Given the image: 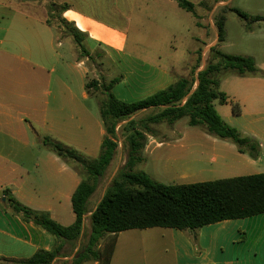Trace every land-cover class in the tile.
I'll list each match as a JSON object with an SVG mask.
<instances>
[{
	"label": "crops",
	"instance_id": "crops-1",
	"mask_svg": "<svg viewBox=\"0 0 264 264\" xmlns=\"http://www.w3.org/2000/svg\"><path fill=\"white\" fill-rule=\"evenodd\" d=\"M62 1L70 6L64 18L85 35L82 45L88 56L81 55L72 38L59 37L47 24L44 4L0 0V264H24L36 252L52 251L55 245L51 234L24 221L7 206L8 196L32 210L49 213L63 226H70L76 220L72 197L82 177L72 165L50 151L44 140L59 141L89 158L99 156L106 132L100 112L95 113L89 104L92 96L98 103L101 101L98 97L101 91L87 88L89 74L93 75L92 81L100 83L119 79L118 83L124 85L133 80L146 96L168 88L175 81L174 67L164 68L146 61L143 70L128 62L131 57L124 56L127 34L123 28L87 14L75 7L73 0ZM104 1L116 8L121 0ZM136 1L122 0L127 5ZM82 20L119 33L122 46L97 38L94 25L83 29ZM188 35L193 41L194 33ZM92 57H96V64L104 70V78L99 79L86 63ZM115 69L123 77L109 79L108 71ZM74 71L78 76L76 83L72 77ZM242 80L244 90L237 99L253 118L252 124L249 127L236 124V118L245 113L236 115L227 107H233L236 98L233 100L221 90L229 102L217 101L223 109H218L216 102L215 108L227 124L261 145L260 156L252 158L231 141L189 126L188 119L180 120L162 136H147L142 152L146 153V172L153 179L166 185H182L264 174V109H261L264 78L248 75ZM96 207L88 209L83 233L88 230L90 234L88 222ZM126 232L134 240L136 252H141L149 264H264V214L222 221L194 231L156 227ZM138 241L143 242V248ZM71 244L65 246L53 264L69 261L65 250L73 247Z\"/></svg>",
	"mask_w": 264,
	"mask_h": 264
},
{
	"label": "trees",
	"instance_id": "trees-1",
	"mask_svg": "<svg viewBox=\"0 0 264 264\" xmlns=\"http://www.w3.org/2000/svg\"><path fill=\"white\" fill-rule=\"evenodd\" d=\"M26 1L43 4L40 0ZM175 1L181 9L197 18L194 3L190 0ZM45 7L48 12L47 24L56 32L57 29L64 30L65 36L62 38H72L81 55L88 56V51L82 45L85 35L74 23L63 17L70 6L67 3L58 5L49 0ZM229 11L237 12L244 20L249 19L246 13L235 8ZM253 20L257 22L264 20V17H254ZM215 25L218 44L211 47L207 65L200 71L202 64L201 56L199 57L190 79L179 77L168 88L133 103L122 101L112 93L119 79L109 83L97 80L87 83L88 90L94 88L104 95L99 103V111L106 136L99 156L89 158L59 141L51 138L44 140L45 146L72 165L81 177L83 172L88 175L86 180L82 177L72 197L75 222L70 226H63L53 220L49 213L32 210L14 197H7V206L16 215L47 231L55 241L52 251L40 250L24 264H53L68 243L76 242L82 237L85 216L89 213V201L96 190L97 181L104 176L114 160L119 146L117 128L126 120L129 122L122 128L129 148L125 170L115 178L92 212L87 244L71 264H111L118 236L128 230L161 227L194 231L222 221L264 214V174L197 184L166 185L155 181L144 171H134L137 165L144 163L142 151L147 136L153 134L150 126L164 122L173 125L184 118L188 119L191 127H200L209 135L231 141L240 152L247 153L252 158L260 156L261 145L227 124L217 112L215 102H229L228 97L220 91V83L224 77L236 74L241 77L254 75L264 78V71L258 68L256 60L251 56L224 53L220 45L227 37L226 16H218ZM232 105L234 113L239 115V104ZM151 108L159 111L145 119H131L135 114ZM103 242L104 247L101 246Z\"/></svg>",
	"mask_w": 264,
	"mask_h": 264
},
{
	"label": "rangeland",
	"instance_id": "rangeland-1",
	"mask_svg": "<svg viewBox=\"0 0 264 264\" xmlns=\"http://www.w3.org/2000/svg\"><path fill=\"white\" fill-rule=\"evenodd\" d=\"M44 5H47L49 0H40ZM58 5L66 4L62 0H52ZM197 18L191 13L186 12L178 6L175 0H137L135 4L132 2L127 5L120 1L119 5L114 8L112 4L104 3V0L85 1L73 0V5L83 10L87 14L96 16L109 23L116 24L126 31L127 46L124 56H129L128 62H131L133 67L145 69V63L153 62L157 66L164 68H175L174 80L179 77L191 78V71L198 62L201 56L202 70L208 62L211 47L218 44V31L215 25L216 18L221 15L226 16V40L221 43L220 49L230 55L251 56L256 60L257 66L264 70V20L254 21V17H264V0H196ZM173 3V4H170ZM175 5V6H174ZM227 8V9H225ZM235 8L249 16L248 20L239 17L237 12L229 11ZM120 14V16L118 15ZM64 17V15H63ZM189 17H192L190 19ZM66 19V18H65ZM128 20V23H127ZM83 29L91 27L92 22L82 20ZM54 23L56 21L54 20ZM125 23V24H124ZM196 25V27L194 26ZM94 35L110 44L117 47L122 46L123 40L117 32L108 30L104 27L94 25ZM80 28V27H79ZM59 37H64V30L57 29ZM194 33L193 41L188 34ZM197 34V35H195ZM108 35V37H107ZM200 37V38H198ZM68 51V46H66ZM97 53L95 56L97 57ZM96 57H92L86 63L92 68L99 79L104 78L101 66L96 64ZM125 59L121 60L124 62ZM93 66V67H92ZM108 78H122L123 74L118 69L108 71ZM74 83L78 78L74 71ZM90 81L93 78L89 74ZM243 77L236 74H231L224 77L220 83V90L228 93L233 100L240 106V115L236 118V124L249 127L253 118L248 116L244 105L237 98L242 96V80ZM139 84L136 82L127 81L126 84L118 83L112 91L113 94L120 100L127 103L137 102L148 96L139 89ZM94 91V90H92ZM101 100L104 98L102 91L98 96ZM101 102V101H100ZM90 106L95 113L99 114V103L95 96H92L89 101ZM218 109H223L216 101ZM226 107V106H225ZM233 111V107L228 105ZM261 109H264L262 107ZM159 109H149L135 114L131 119L141 120L157 113ZM187 121V118L182 119ZM181 120V121H182ZM182 121V122H183ZM129 122L126 120L121 122L118 128V146L116 155L111 165L107 169L103 177L97 181L96 190L92 195L88 204V209L93 210L107 190L111 187L115 178L125 170V165L128 159V145L125 142L123 127ZM181 122V123H182ZM153 131V136H162L163 132L174 128L173 125H168L166 122L150 126ZM235 127V126H233ZM236 128V127H235ZM239 130V129H238ZM143 158L146 153L142 152ZM145 162V159H144ZM80 167V166H79ZM134 171L146 172L145 163L139 164ZM147 173V172H146ZM83 179H88L87 173L83 172ZM152 178V177H151ZM155 180V179H154ZM92 181V180H91ZM156 181V180H155ZM90 224V221L88 222ZM88 230L85 231L81 240L73 242V247L66 248L65 252L69 254L68 264L76 257L88 241ZM80 241V242H79ZM80 243L79 248L76 246ZM141 248L143 242L138 241ZM134 240H130L128 232L120 234L118 249L115 254L112 264H149L145 257L136 252ZM105 242L101 243L104 247ZM137 246L136 248H138ZM151 257V256H150ZM55 264H61L56 262ZM84 264H93L86 262Z\"/></svg>",
	"mask_w": 264,
	"mask_h": 264
}]
</instances>
